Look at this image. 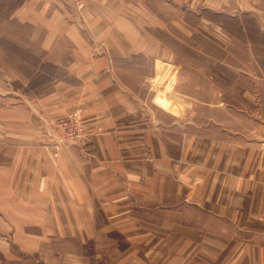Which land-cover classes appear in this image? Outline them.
Instances as JSON below:
<instances>
[{"label":"crops","instance_id":"1","mask_svg":"<svg viewBox=\"0 0 264 264\" xmlns=\"http://www.w3.org/2000/svg\"><path fill=\"white\" fill-rule=\"evenodd\" d=\"M71 31L79 50L48 60L64 76L0 107V264H264V101L167 121L117 66L137 39ZM75 112L89 140L57 154L49 121Z\"/></svg>","mask_w":264,"mask_h":264},{"label":"rangeland","instance_id":"2","mask_svg":"<svg viewBox=\"0 0 264 264\" xmlns=\"http://www.w3.org/2000/svg\"><path fill=\"white\" fill-rule=\"evenodd\" d=\"M106 3L113 10L99 7ZM105 17L112 22L109 27L103 26ZM72 28L98 36L99 46H104L99 36L107 34L137 39L131 49L142 53L118 60L117 66L127 79L142 75V93L167 121L233 123L232 114L261 113L264 0H0L3 111L26 97H41L64 76L48 60L57 53L67 59L74 47L79 50L69 39ZM54 34L60 36L59 49L48 52L43 46L51 42L44 39ZM127 63L138 69L137 75ZM74 114L80 113L68 115ZM62 117L49 121L60 139L64 132L57 119ZM56 140L55 150L68 146ZM2 254L7 264L10 253Z\"/></svg>","mask_w":264,"mask_h":264},{"label":"built area","instance_id":"3","mask_svg":"<svg viewBox=\"0 0 264 264\" xmlns=\"http://www.w3.org/2000/svg\"><path fill=\"white\" fill-rule=\"evenodd\" d=\"M58 128L62 130L63 136L58 143L67 142L68 145L74 143L86 142L89 140V131L84 128L80 114L68 115L57 119Z\"/></svg>","mask_w":264,"mask_h":264}]
</instances>
